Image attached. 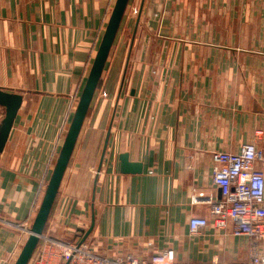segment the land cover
Instances as JSON below:
<instances>
[{
  "label": "crops",
  "instance_id": "crops-1",
  "mask_svg": "<svg viewBox=\"0 0 264 264\" xmlns=\"http://www.w3.org/2000/svg\"><path fill=\"white\" fill-rule=\"evenodd\" d=\"M115 2L0 0V88L24 96L0 158V264H14L29 237ZM170 26L188 37L166 35ZM116 43L45 236L82 240L94 207L86 242L100 255L172 250L176 264H246L248 237L189 225L210 220L208 200L221 198L214 153L254 141L264 154V0H145L121 94ZM124 152L142 173H121ZM41 251L39 241L31 263Z\"/></svg>",
  "mask_w": 264,
  "mask_h": 264
},
{
  "label": "built area",
  "instance_id": "built-area-1",
  "mask_svg": "<svg viewBox=\"0 0 264 264\" xmlns=\"http://www.w3.org/2000/svg\"><path fill=\"white\" fill-rule=\"evenodd\" d=\"M260 162L264 163V154L254 141L243 144L237 152L214 153L212 176L221 198L208 200L210 220L193 217L189 225L192 235L211 222L220 229L231 226L234 235L248 237L251 243L246 264H264V251L260 248L264 239V170L257 166ZM40 243V256L28 264H176L172 250L147 257L127 254L110 258L96 253L86 241L63 242L43 234Z\"/></svg>",
  "mask_w": 264,
  "mask_h": 264
},
{
  "label": "water",
  "instance_id": "water-1",
  "mask_svg": "<svg viewBox=\"0 0 264 264\" xmlns=\"http://www.w3.org/2000/svg\"><path fill=\"white\" fill-rule=\"evenodd\" d=\"M129 1L130 0H116L115 2L108 24L103 34L98 52L92 64L90 73L87 77L85 87L80 96L74 116L70 123L67 135L62 145L57 162L55 164L53 173L47 184L40 208L36 214V217L30 229V235L14 264H28L33 256L34 251L36 250L39 244L41 237L44 234L45 227L50 217L54 203L56 201L62 180L64 178L71 156L75 149L80 132L84 125V121L88 115L95 93L101 81L103 72L108 62L112 47L117 38ZM144 4H145V0H142L136 18V24L132 33L131 43L127 56V62L125 65V71L121 82L120 94L125 84L126 74L130 63L132 50L135 44L137 31L141 21ZM120 94L118 96V100L120 98ZM132 94H134V91H132ZM23 100H24V96L22 94L0 88V106L5 108V116L0 122V158L9 140L12 128L14 126V122L23 104ZM114 116H115V112L113 117ZM111 129H112V123L110 124V127L106 135L100 164L97 169V175L94 181V188H93V199H95L96 196V188L98 184L99 173L102 170L106 152L109 146ZM119 160H120L121 173L140 174L143 172V163L130 160V154L128 152L121 153L119 156ZM95 222H96V217L93 207L91 225L85 232L81 242H85L89 237V235L92 233L95 226ZM66 264H68V262Z\"/></svg>",
  "mask_w": 264,
  "mask_h": 264
},
{
  "label": "rangeland",
  "instance_id": "rangeland-1",
  "mask_svg": "<svg viewBox=\"0 0 264 264\" xmlns=\"http://www.w3.org/2000/svg\"><path fill=\"white\" fill-rule=\"evenodd\" d=\"M140 1L141 0H130L129 1L127 10L125 12L123 21L121 23V26H120V29H119V32H118V35H117L116 46L119 43H121V42H122V44H124L123 45V57H122V61L120 62L121 69H123V66H125V58L127 57V54L129 52L128 50H129V47H130V42H131V38H132L133 29H134V26L136 24V20L135 19H136L137 15H138V12H139ZM187 1L189 3H191L192 0H187ZM261 1H263V0H261ZM192 8L190 7L188 10H186V12H187L186 15H189L190 11H193ZM159 15L160 14H157L155 17L159 18ZM183 18H186L184 16V13H183ZM182 27L181 26L180 27H176V30L173 31V28L170 26L168 28L169 32H167L165 34L166 35H170L172 37H176V36H178V33H180L183 37H188V36H184V35H186V33L184 31H182ZM187 29H188V34H191V32L194 30V28L192 26H189ZM137 33H138V31H137ZM174 33H176V34H174ZM178 37H181V36H178ZM116 46H114V47L116 48ZM120 77H121V74L118 76V78L116 80L118 84H119V78ZM98 94H99V92H98ZM96 96L97 95H95V97ZM22 246H21V248L24 247V246L23 247ZM21 251H22V249H21Z\"/></svg>",
  "mask_w": 264,
  "mask_h": 264
}]
</instances>
